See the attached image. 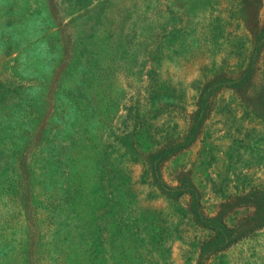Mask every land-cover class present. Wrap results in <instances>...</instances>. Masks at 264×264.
<instances>
[{"label": "rangeland", "instance_id": "374dc122", "mask_svg": "<svg viewBox=\"0 0 264 264\" xmlns=\"http://www.w3.org/2000/svg\"><path fill=\"white\" fill-rule=\"evenodd\" d=\"M251 61L264 0H0V264H264V117L226 86ZM195 199L259 217L203 253Z\"/></svg>", "mask_w": 264, "mask_h": 264}, {"label": "trees", "instance_id": "16d2710c", "mask_svg": "<svg viewBox=\"0 0 264 264\" xmlns=\"http://www.w3.org/2000/svg\"><path fill=\"white\" fill-rule=\"evenodd\" d=\"M246 26L250 30V32L253 35V43H255V46L258 44L259 38H257L256 33V27L252 26L248 23H246ZM258 49V46L255 47V51ZM257 53V51H256ZM255 53V54H256ZM254 60V56H253ZM255 61H251L248 66L238 75L236 80L226 83L227 87L233 88L239 98L242 100L243 105L253 113H255L258 116L264 117V110L257 112L256 108H258L260 102L264 99L263 97H258L256 93H258V87L261 85V83L264 84V77H262L260 80L257 77L258 84L254 82L255 76ZM206 93V88L202 90V94L200 97H202ZM201 103V101H200ZM202 103H205L203 100ZM262 103V104H263ZM264 107V105H263ZM204 111V108H200L199 112L197 113L195 117V121L192 127H195L196 124L199 123L198 118L202 116V112ZM196 130L192 128L190 130V134L194 135L196 133ZM255 201V192L250 193L246 197L240 198V201H238V204H254ZM199 200L195 199L189 208L191 214L193 215V219L195 220L196 224L199 226L209 229L214 233L212 240L204 242L203 247V253H206L209 248L213 246V249L211 252L217 251L220 248L227 247L232 243H235L238 239L243 237L248 231V228L242 229V227H247L259 216H253L249 217L248 219L243 220V222L239 223V225H236L234 228H228L226 225L219 220L218 218H209L208 216L203 215L202 211L199 209ZM214 241H217L214 244Z\"/></svg>", "mask_w": 264, "mask_h": 264}]
</instances>
